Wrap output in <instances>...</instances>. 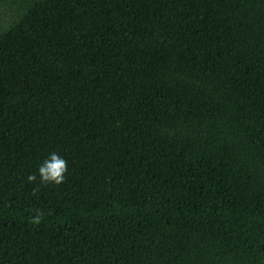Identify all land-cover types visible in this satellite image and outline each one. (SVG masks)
<instances>
[{
	"label": "trees",
	"instance_id": "16d2710c",
	"mask_svg": "<svg viewBox=\"0 0 264 264\" xmlns=\"http://www.w3.org/2000/svg\"><path fill=\"white\" fill-rule=\"evenodd\" d=\"M0 2V264H264V0Z\"/></svg>",
	"mask_w": 264,
	"mask_h": 264
},
{
	"label": "clouds",
	"instance_id": "9594fccd",
	"mask_svg": "<svg viewBox=\"0 0 264 264\" xmlns=\"http://www.w3.org/2000/svg\"><path fill=\"white\" fill-rule=\"evenodd\" d=\"M67 171V161L58 153L52 152L38 168L40 183L45 186L49 184L59 186L65 182ZM36 179V174H30L28 176L29 182H35ZM38 191L39 188H34L32 194L35 195ZM43 215L44 213L42 211L36 210V214L29 219V222L33 225H39L42 222Z\"/></svg>",
	"mask_w": 264,
	"mask_h": 264
},
{
	"label": "rangeland",
	"instance_id": "374dc122",
	"mask_svg": "<svg viewBox=\"0 0 264 264\" xmlns=\"http://www.w3.org/2000/svg\"><path fill=\"white\" fill-rule=\"evenodd\" d=\"M4 10H7L6 4L0 2V23L2 21L6 20V18L8 16L7 15L8 13L6 11H4Z\"/></svg>",
	"mask_w": 264,
	"mask_h": 264
}]
</instances>
